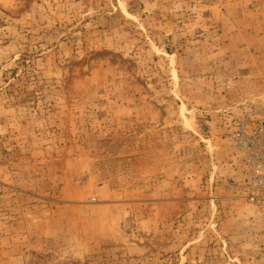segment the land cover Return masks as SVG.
<instances>
[{
	"label": "rangeland",
	"instance_id": "obj_1",
	"mask_svg": "<svg viewBox=\"0 0 264 264\" xmlns=\"http://www.w3.org/2000/svg\"><path fill=\"white\" fill-rule=\"evenodd\" d=\"M263 105L264 0H0V264H264Z\"/></svg>",
	"mask_w": 264,
	"mask_h": 264
},
{
	"label": "built area",
	"instance_id": "obj_2",
	"mask_svg": "<svg viewBox=\"0 0 264 264\" xmlns=\"http://www.w3.org/2000/svg\"><path fill=\"white\" fill-rule=\"evenodd\" d=\"M231 139L246 171L244 198L264 204V105L246 112Z\"/></svg>",
	"mask_w": 264,
	"mask_h": 264
},
{
	"label": "bare ground",
	"instance_id": "obj_3",
	"mask_svg": "<svg viewBox=\"0 0 264 264\" xmlns=\"http://www.w3.org/2000/svg\"><path fill=\"white\" fill-rule=\"evenodd\" d=\"M235 147V146H234ZM235 150H236V148H235ZM236 153H237V151H236ZM237 156H238V154H237ZM239 158V157H238ZM240 160V159H239ZM241 161V160H240ZM243 164V163H242ZM244 166V165H243ZM245 179H246V176H245ZM244 182H245V180H244ZM243 187H244V183H243ZM244 190V189H243ZM117 198H119L120 200H123V195L121 194V193H117ZM246 200V199H245ZM247 201V200H246ZM248 203H250V204H252V205H255L256 203H251V202H249V201H247ZM259 204H262V203H259ZM81 211H82V214H86L87 213V210L85 209V208H81Z\"/></svg>",
	"mask_w": 264,
	"mask_h": 264
}]
</instances>
